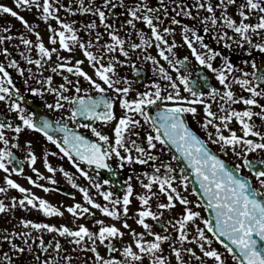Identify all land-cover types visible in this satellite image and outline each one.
<instances>
[{
  "label": "snow or ice",
  "instance_id": "obj_1",
  "mask_svg": "<svg viewBox=\"0 0 264 264\" xmlns=\"http://www.w3.org/2000/svg\"><path fill=\"white\" fill-rule=\"evenodd\" d=\"M14 3L16 8L38 10L40 18L45 22L56 21L57 26L48 24L47 30L50 33L51 44L58 43L59 49L47 47L40 38L39 32H35L37 37L35 42L24 34L18 37L0 35V55L6 58L4 62H0V103L4 105L8 113H15L19 121L16 123L10 118L0 120V142L3 145L0 147V170L6 174V185L23 194L19 200L13 197L11 205L0 201V213H6L18 205L22 208L31 206L32 209L42 211L46 216L63 215L60 208L10 178L12 173L23 174L24 172L23 161H19L13 152V149L21 148L18 137L25 130H34L42 133L48 142L56 146L61 158L66 157L72 162L77 172L90 182V188L95 189L96 194L102 197L105 203H98L90 194L89 187L77 184L72 173L62 166L57 169L49 163L48 156H56L57 153L45 150L43 163L48 173H55L57 170L63 173L72 188L78 189L82 194L86 205L99 210L106 217L122 221L123 227L129 229L132 241L117 248L112 240L123 238L125 233L115 224H107L99 219L94 220V223L99 226L97 232L91 231L84 224L78 225L76 229H70L66 225L57 227L22 219L20 223L25 228L55 232L61 237L72 238V242L76 245H84L82 250H90L94 253V264H143L146 257L150 259V264H170L169 257L163 254L162 245L165 242L169 244L176 264H192L193 259L199 264H207V258H211L213 264H227L223 254L213 247L214 242H219L226 249L235 264H264V245H259L254 238L255 234L264 241V193L260 191L264 189V158H259L257 164V158L250 156L252 153L264 152V131H261V127H264V104L259 103V99H264V71L260 70L255 59L245 61L246 64H250L253 71L237 69L228 56L205 43V38L198 34L194 27L182 24L176 18L181 14L193 17L204 25V32L215 31L219 26L221 30L216 33L218 43L223 42L225 48L238 47L242 50L247 45V52L251 55L256 49L264 52V0H243L238 5L237 0H193L191 8L196 9L195 15L186 4L182 5V0H170V3L175 5L173 11L176 15L170 18L168 26L163 27L164 18L169 17V4L166 0H158V7L150 6L148 0H135L131 5L126 4L125 0H119V7L124 9L123 14L128 17L120 23L119 28L109 22V15L118 7L113 0H102L100 4H97L96 0H72V3L67 5L62 0H14ZM73 4L76 6L73 7ZM229 6H236L239 21L227 12ZM61 10L68 14H90L96 17L99 24L94 19L81 25L90 37L93 32L95 33L94 41L91 38L86 42L83 41L79 35L80 29L75 26L76 22H69L62 18ZM201 10L208 15L201 17ZM217 10L220 12L219 16ZM0 12L15 17L30 32L35 31L34 26L30 25L13 7L0 4ZM253 15L256 17V22H248ZM137 22L145 24L150 30V35L137 30L139 42H133L131 39L126 41L120 35V31L128 27L135 29ZM171 25L180 26L182 39L192 56L199 65L206 67L215 75L223 88L222 91L215 86L208 92L195 90L189 75L181 73L178 80L174 79L157 56L147 52L148 48L155 46L158 56L171 68L180 72V67L185 65L188 57L176 58L174 52L176 42L173 39L169 43L167 39L175 32ZM100 26L104 28L103 34L110 37V41L104 44L99 43L103 35L97 31ZM228 30L232 35H229ZM3 31L10 32V28H5ZM130 35V32L125 31V36ZM15 39H19L20 44L24 46V50L20 51L19 55L37 69L33 72L29 67L27 72L29 78L35 79L39 87H26V90L42 100L45 94L54 95V103L45 100V107L50 111H67L69 115L66 118L62 116L61 119L53 121L40 117L37 122L35 113L25 106L26 97L14 83L8 70L9 68L17 69L23 75L25 69L15 58H12L9 48L3 46L5 42L10 43ZM197 44L199 50L196 47ZM77 46L83 51L84 57L100 82L82 69L83 61L76 60L74 64H71V56L60 55V49L72 53ZM14 47L19 49L20 45H14ZM33 47L39 52L38 58L35 59L28 54ZM93 48L96 49L95 52ZM137 50H140L139 54ZM117 52L125 59H119L115 55ZM53 55L57 58L55 65L51 63ZM132 55H137V60L141 63L151 61L153 74L157 76L156 80L144 85V91H137L135 98H129L130 93L134 91L133 81L127 77H121L116 71L118 65L130 63ZM217 57H220L222 61L220 67L213 65ZM46 65L52 73H60L64 83L54 86L53 76L43 75ZM132 67L136 69L135 64H132ZM64 69L73 74L76 79L72 80L67 75H63L61 70ZM236 72L240 74L236 75ZM80 78L87 82V87L81 84ZM24 85L28 86V79L24 81ZM235 85L240 86L241 90L246 91L248 95H237L233 90ZM181 86L189 95L181 94ZM92 90H95V96L88 94ZM82 91L84 94H80ZM106 92H111L113 95H104ZM117 101L119 107L124 110V114L119 119L114 112ZM213 103L216 104L217 111H212ZM239 103L245 105V108L237 110L233 107ZM197 105L203 106L205 116L200 126L205 131L207 140L199 137L187 122L186 114H191L194 118L197 115ZM151 106L156 108L154 116L147 110ZM253 107L260 110L254 112ZM137 117L142 118L144 125H148L151 129L145 133L146 147L137 142L140 134L134 129L143 126L141 119ZM254 117L260 118L261 125L255 123ZM80 119L99 121L105 125L116 120L113 128L114 142L110 140L109 135L102 134L91 123L80 124ZM67 120L77 121L76 128L90 129L91 134L103 144L88 139L75 128L69 127ZM234 120L240 126L241 134L239 135L236 129L230 126ZM210 127L214 131H209ZM9 131L15 135L9 137L7 134ZM225 131L228 135L224 134ZM56 133L63 134L62 140L55 135ZM133 136L137 139H132ZM157 143L160 145L161 154L165 148L169 151L174 148L179 156L171 155L170 161L162 160L160 155L153 152L157 148ZM210 144L219 145L221 152L231 150L241 164L234 163L230 168L224 159L210 150ZM21 150L26 152L25 158L30 164L35 165L38 158L32 149V142L27 141L26 146ZM121 151L125 155H122ZM133 151L136 153L135 156L132 154ZM113 156L119 157L122 162L127 161L129 165L133 163L148 165L149 161L155 162L150 165L151 173H141L147 182L140 176L137 177L145 191L137 194L136 197L141 205L135 214L136 223L146 230L144 232H137L128 223L130 197L134 192L130 183L131 177L129 182H126L125 190L121 195H116L111 190L110 180L104 179L102 182L99 180L100 169L111 170L107 161ZM171 161L176 163L173 164ZM185 161L187 166H182ZM82 163L88 168L95 166V175H90L86 168H82ZM121 166H124L123 163ZM242 168L249 169L252 176L238 175ZM32 172L37 176V180H33L31 176L26 178L45 192H50L51 189L39 181L49 180L52 184L57 183L51 175L45 177L35 167L32 168ZM192 173L195 174V181L199 183V189L202 191L198 192L195 186L191 187V191L206 199L205 206L213 210L214 220L204 218L199 211L193 210V202L180 190L187 192ZM252 178L258 181L259 188L251 183ZM105 186L109 187L105 188ZM154 187L157 191H153ZM7 190V187H0V193H5ZM161 195L166 196V202H161ZM72 196L74 198V193ZM153 199L157 201L155 210L151 205ZM177 203L183 206L178 217L174 220H162L164 212L174 210ZM88 206L77 202L68 206L67 212L75 218L83 217L85 214L94 217L95 213ZM195 206H200V202L197 201ZM147 218L162 225L163 232L153 231V224L146 222ZM198 220L203 227L197 224ZM189 225L194 230L193 235H190ZM169 227L177 232L176 237L169 233ZM146 236H151L152 239H146ZM16 237H20L28 246V251H32V245L28 243V240L36 238L27 231L7 233L0 236V241H6L10 245V251L22 253L25 249L14 242ZM97 240L101 244L107 241L106 247L109 252L107 258L97 251ZM87 242H91L90 249L87 247ZM192 242L198 245L202 256H197L193 248L185 247L186 243ZM39 243L43 252L53 247L51 241L45 245L42 237L39 238ZM61 250L62 245L56 241L53 247L56 256L46 259L44 264H60L61 260L65 264H72L70 256L60 255ZM112 253H120V255H111ZM185 255L188 259H185ZM35 259L38 260L39 257ZM0 264H14L12 256L7 252L0 253Z\"/></svg>",
  "mask_w": 264,
  "mask_h": 264
},
{
  "label": "flooded vegetation",
  "instance_id": "obj_2",
  "mask_svg": "<svg viewBox=\"0 0 264 264\" xmlns=\"http://www.w3.org/2000/svg\"><path fill=\"white\" fill-rule=\"evenodd\" d=\"M63 3L66 5L69 3H72V0H62ZM102 0H96L97 4H100ZM113 2L118 4V7L116 9L112 10V13L109 15V22L114 23L117 28H119L120 23L124 20H126L128 17L123 14L124 9L119 7V0H113ZM135 2V0H125V3L128 5H131ZM150 6L158 7L159 3L158 0H148ZM193 0H182V5L186 4L190 8V10L195 15L196 9L191 8ZM243 0H237V5L242 3ZM166 3L169 4V17L164 18L163 26H168L170 23V18L173 15H176V13L173 11V8L175 5H172L170 3V0H166ZM0 4H5L7 6L13 7L15 11H17L21 16L25 18V20L28 21L30 25L34 26L35 31L30 32L28 29H26L22 23L16 19L15 17H12L9 14H5L0 12V35L8 36H16L18 37L20 34H24L32 41H36L37 37L35 35V32L40 33V38L44 42V44L49 47H56L59 49V44L52 45L49 40V31L47 30V25L52 24L53 26L56 25L55 20H49L47 22L43 21L40 16L39 12L36 9L32 10H26L23 8H16L14 0H0ZM76 5L73 4V7ZM178 10V9H177ZM227 12L230 15H233L234 18L239 21L240 17L237 12L236 6H229L227 8ZM60 15L62 18H64L67 21H75V26L80 29L79 35L82 37L83 41H88L90 38L94 41V35L93 32L92 36L90 37L87 32H85L81 25L87 24L91 22L92 20L96 19V17L90 15V14H68L65 13L63 10H61ZM201 17L208 15L207 12L201 10L200 12ZM217 15H220L219 10H217ZM177 19L181 21L182 24H188L190 27H194L198 34L202 35L205 39L204 42L207 43L211 48L214 50L220 51L223 55H226L229 57L230 61L236 66L237 69H243L245 71L251 72L253 69L251 68L250 64H246L245 61H250L252 59H255L260 67V70L264 71V52H261L260 50L256 49L253 50L251 55L247 52V45L244 46V49H240L238 47L233 48H225L223 42H217V32L221 29L219 26H217L215 31L210 32H204L203 27L204 25L200 24L196 19L193 17L185 16V15H178L176 16ZM97 24H99L98 19H96ZM248 22L255 23L256 17L253 15ZM175 29V32L168 36L167 39L169 40V43L172 42L174 39L176 42V48L174 49V52L176 54L177 59H183L185 56L188 57V60L185 62V65L183 67H180V72L178 73L175 69L171 68L166 61H164L161 57L158 56V50L155 48V46H152L151 48L147 49V52L151 55L157 56V59L160 60V63L168 69L170 74L173 76L174 79L178 80L179 74H187L190 77V80L192 81V85L195 90L208 92L210 91L211 87L215 86L218 89L223 90L222 86L219 84L218 80L216 79L215 75L206 67L199 65L198 61L192 56L190 49H188L186 43L182 39L181 34V28L178 25H171ZM209 27H211L209 25ZM5 28H10V32H4L3 30ZM137 30H142L146 34L150 35V30L147 28V26L143 23L137 22L136 28L132 29L131 27H128L127 29H122L120 31V35L124 37L127 40L131 39L133 42H139V38L136 35ZM97 31L104 33L103 26H100ZM125 31H128L131 33L130 36H125ZM229 31V35H232L231 31ZM110 37L107 34L102 35V39L99 42L100 44H104L105 42H109ZM20 45L19 49L14 47V45ZM4 47H8L9 51L12 53V58H15L22 68L25 69L23 75L17 70L9 68L10 75L13 77L14 83L17 85V87L20 88V91L25 95L26 97V107H28L31 111L35 113V118L37 122L39 121L40 117H46L48 119H51L53 121L61 119V117H67L69 113L67 111L61 112L59 110H48L45 107L44 101L46 100L49 103H54L55 97L52 94H45L43 100L39 97L33 95L31 92L26 90V87H39V85L36 83L35 79L29 78V74L27 72V69L29 67L32 68L33 72H36V66L29 65L20 55L19 52L24 50V46L20 44L19 39H15L13 41L5 42L3 45ZM196 47L199 50V45L197 44ZM94 52L96 51L95 48L92 49ZM140 50H137V54H139ZM33 59L38 58L39 52L37 49L33 47L31 53H28ZM60 55L63 57H72L71 64H74L76 60L83 61L81 67L82 69L87 72L89 75H92L94 79H97L94 75V70L90 66L88 60L84 57L83 51L77 46L75 48V51L72 53L68 52L67 50L60 49ZM119 57V59L123 60L125 59L122 55H120L118 52L115 53ZM6 58L3 55H0V62H4ZM57 62V58L55 55L51 58L52 65H55ZM221 58L217 57L213 61L214 67H220L221 66ZM71 64L69 66H71ZM132 64L136 65V69L132 67ZM138 69V71H137ZM116 71L119 73L121 77H127L129 80L133 81V89L130 93L129 98H135L137 91H144V85L149 83L152 80H156L157 76L153 74L152 71V63L151 61L141 63L137 60V55L131 56V62L126 63L123 66H117ZM63 75H67L69 79L75 80L76 77L73 76V74L68 73L66 69L61 70ZM236 75H239V72L235 73ZM44 76L52 75L53 76V82L54 86H58L61 83H64L63 77L60 73H52L50 70H48V66L46 65V70L43 73ZM28 79V86L24 85V81ZM80 82L84 87H87V82L83 80V78H80ZM98 82H100L98 80ZM233 90L237 95H244L247 96L248 93L246 91H242L240 86L235 85L233 87ZM74 94V93H72ZM80 94H84L83 91ZM89 95H96L95 90H92L88 93ZM181 94L182 95H189L187 92L183 90V86H181ZM104 95L111 96L113 95L111 92H106ZM260 104H264V99H259ZM154 107L151 106L147 110L148 112L150 109ZM197 115L195 118L191 114L187 115V122L189 126L192 128L193 131L196 132V134L201 137L202 139L207 140V135L205 131L201 128L200 124L203 122L204 119V112H203V106L197 105ZM234 108L237 110H242L245 108V105L242 103L233 105ZM260 109L253 107L254 112H258ZM212 111H217L216 104L213 103L212 105ZM114 112L117 119H119L123 114L124 110L119 107V102L117 101L114 105ZM6 118H10L14 120L16 123H19V121L16 119L15 113H8L7 110L4 108V105L0 103V120H4ZM138 119H141V124L143 125L140 128L134 129V131L139 132V139L137 140L138 143H141L144 147H146V144H144V137L145 133L147 131H151L150 127L148 125H144L143 119L140 117H137ZM255 123L257 125H261V120L259 117H254ZM68 126L75 128L76 131L81 132L83 135L88 137L89 139L96 140L97 142H100L103 144L102 141H99L97 137H94L91 134L90 129H83V128H76L77 121H71L67 120ZM80 124L84 123H91L93 126L97 127L99 131H101L102 134H107L110 137V140L114 142V135H113V128L115 126L116 120L112 121L111 123L105 125L102 124L99 121H88V120H79ZM231 127L235 128L237 131V134L240 133V126L238 122L235 120L231 122ZM209 131H214L211 127L209 128ZM261 131H264V127H261ZM9 137H12L15 135L11 131L7 133ZM225 135H228V132H224ZM132 139H137V137L133 136ZM31 141L32 142V149L34 153L37 156V161L35 165L30 164V162L25 158L26 152L21 150L26 146V142ZM16 142V141H13ZM18 142L21 145L20 149H13L14 154L16 155L17 159L19 161H23V168L24 172L23 174H17L12 173L10 178L21 184V186L30 189V191L37 196L47 199L50 203L60 208V210L63 212L62 216L54 215V216H46L42 213V211H39L37 209H32L31 206L28 208H22L17 205V207L12 208L11 210L7 211L6 213H0V236H3L7 233L15 232H30L32 237H35L36 239L33 240L29 238L28 243L32 245V251H28V246L23 243L20 237H16L14 242L19 245L20 247H23L25 249L24 252L19 253L15 251H10V245L6 241H0V253L7 252L10 256H12L14 264H44V261L46 259H50L54 256H56V253L53 251V247L56 241H59V243L62 245V250L60 252L61 256H70L72 258V264H94V253H92L90 250H82L84 248V245H76L74 242H72V238L70 237H61L57 233L52 232L49 233L47 231H40L33 228H25L20 221L22 219H30L34 223H47L50 225H56L57 227L61 225H66L70 229H76L78 225L84 224L86 225L91 231L97 232L98 231V225L94 223V220H104L107 224H115L118 228L121 229L126 234H130L129 229L123 227L122 221H117L113 218L106 217L104 214H102L99 210L95 208H91V206H88L83 201L82 194L79 192L78 189L72 188L71 184L68 182V180L63 176V173H61L59 170H57L55 173H48L47 168L45 167L43 163V152L45 150L49 152H56V156H48V161L51 163L54 167L59 169L61 166L66 170L69 171L74 175V179L76 180L77 184L89 187L90 194L96 199L98 203L104 204L103 198L96 194V190L93 188H90V182L86 180L84 177H82L78 172L75 166L72 164L71 161H69L66 157L61 158V154L59 153L58 149L54 144L51 142H48L46 138L43 136L42 133L36 132L34 130H25L23 131L19 137ZM2 142H0V147H2ZM209 147L214 151L221 159H224L228 166L231 168L232 165L235 164H241V161L232 153L231 150L227 152H221L220 146L217 144H210ZM154 154L160 155L161 159L164 161H170L171 160V153L170 151L165 148L163 153L161 154V149L159 143H157V148L153 150ZM122 155H125L123 151H121ZM133 156L136 155V153L133 151ZM250 156L256 157V163H259V158H264V152H256L250 154ZM109 160L111 163L120 171L122 174L124 173L125 179L129 180V177L133 178L136 176H140L142 179L147 180L145 177L141 175L143 172H149L151 173L152 169L150 165L152 163H155L153 161H149L148 165H141L139 163H133L129 165L127 161H121L119 157H110ZM123 163V167L121 164ZM171 163L175 164L176 161H171ZM15 166V161H14ZM35 167L39 170V172L47 176H52V178L57 182L55 184H52L49 180H41L39 183L44 184L46 187L50 188V192H45L41 188L37 187L34 184H31L29 180L26 178L27 176H31L33 180H37V176L35 173L32 172V168ZM82 168H86L90 175H95V169L88 168L85 164H81ZM164 171L163 169L161 170ZM100 173V172H99ZM5 173L3 170H0V187H7L8 190L5 193H0V201H3L6 205L12 204V198L16 197L17 200L22 198L23 194L20 193L17 189H12L8 187L5 183ZM238 175H244L245 177H251L252 173L247 168H242L241 172L238 173ZM104 179H106L101 173L99 175V180L102 182ZM251 183L259 188L258 181L255 178L251 179ZM189 188L187 192H184L183 189H180L183 195L187 196V198L193 202V210L199 211L201 216L204 218H208V213L206 207L199 201V199L195 196V194L191 191V183L189 181ZM62 186V187H60ZM63 186L67 187L64 188ZM109 186H105V188H108ZM111 190L116 194V191L111 188ZM153 191H157V189L154 187ZM261 193H264V189H260ZM74 193V198L72 194ZM137 194L141 193H136ZM163 198L164 200H161ZM131 199V197H130ZM161 202H166V196L161 195L160 196ZM200 202V206H195L196 202ZM81 203L84 206L90 207V210L95 213V216H88L85 214L83 217L75 218L71 213L67 212V207L70 205H73L74 203ZM153 210H155V203L151 204ZM141 205H134L130 204L129 206V216H128V223L129 221L132 222L134 229L137 232H144L145 229L142 228L139 224L136 223V212L137 209L140 208ZM182 205L179 203L176 204V207L174 210H166L164 212V216L162 217V220L167 221L169 219L174 220L178 217V214L182 210ZM150 224H153V231L155 232H163V226L160 224L154 223L151 218H147V221ZM197 224L200 225V227H203V224L198 220ZM131 227V228H132ZM133 229V228H132ZM190 235L194 234V230L192 229V226L189 225ZM169 233L173 236H177V232L174 231L171 227L168 229ZM131 235V234H130ZM210 235V234H209ZM43 238L45 245L48 244L49 241L52 242L53 247H49L47 252H43L40 249V243L39 238ZM254 238L257 239L259 245H264V241H261L258 236L254 234ZM146 239H152L151 236H146ZM226 239V238H225ZM121 238H114L112 240V243L116 245L117 248H120L122 246L121 244ZM107 241L105 244H101L99 240H97V251L100 253L101 256H104L107 258L109 256L108 249L106 247ZM87 247L90 249L91 242H87ZM185 247H191L195 251L197 256H202V253L200 252V249L198 245L195 242L192 243H186ZM213 247L216 248L219 252L223 254V256L227 260V264H235V262L232 260L231 255L227 253L226 249L219 243L214 242ZM234 247V246H233ZM163 254L165 256H168L170 259V264H176L174 254L170 252L169 244L167 242L163 243ZM111 255L119 256L120 253H112ZM35 257H39V259H35ZM203 258V257H202ZM185 259H188V256L185 255ZM60 264H65L63 260L60 261ZM143 264H150V259L145 258L143 261ZM192 264H199L198 261L193 259ZM207 264H213V261L211 258H207Z\"/></svg>",
  "mask_w": 264,
  "mask_h": 264
},
{
  "label": "water",
  "instance_id": "obj_3",
  "mask_svg": "<svg viewBox=\"0 0 264 264\" xmlns=\"http://www.w3.org/2000/svg\"><path fill=\"white\" fill-rule=\"evenodd\" d=\"M155 112H156V108H155V106H154V107L151 109V111H149V114L154 116V115H155ZM83 120L86 121V119H83ZM38 122H39V121H38ZM55 135H56L58 138H60V139L62 140V136H63V134H61V133H56ZM210 150H211V149H210ZM170 151H171L174 155L179 156V154L176 153V151H175L174 148H172ZM211 151H212V150H211ZM212 152H213V151H212ZM182 159H183V158H181V160H182ZM107 162L110 164V168H111V170H109V169H100L99 171H100L105 177H107L108 180H110V182H111V186H112L114 189H116V190L118 191V193H123L124 190H125V187H126V182H125V177H124V175H122L121 173H119V172L117 171V169L115 168V166L112 165V164L110 163L109 160H108ZM182 166H187L186 161L183 162ZM92 167L95 168V166H92ZM189 171H190V169H189ZM190 181H191V183H192V186H195V187L197 188V191H198V192H201V191H202V190L199 189V183L195 181V174H194V173H192V175H191V177H190ZM60 187H62V186H60ZM64 188H66V187H64ZM197 196H198L199 199L202 201V203H203L204 205H206V199H205V198H202V196H200V195H197ZM206 208H207V207H206ZM207 212H208V216H209V218H212V219L214 220V212H213V210L207 208Z\"/></svg>",
  "mask_w": 264,
  "mask_h": 264
},
{
  "label": "rangeland",
  "instance_id": "obj_4",
  "mask_svg": "<svg viewBox=\"0 0 264 264\" xmlns=\"http://www.w3.org/2000/svg\"><path fill=\"white\" fill-rule=\"evenodd\" d=\"M242 1V0H241ZM137 177L138 176H136V178L135 177H133V178H131V180H130V183L132 184V186H133V189H134V192H133V195L131 196V203L130 204H134V205H140V203H139V201H138V199L136 198V193H143L145 190L142 188V186L140 185V183H139V181L137 180ZM141 178V177H140ZM142 179V178H141ZM145 182H147V180H145V179H143ZM128 182H129V180H128ZM161 200H164L163 198H161ZM153 203H157V201L155 200V199H153L152 201H151V204H153ZM129 225H131V227L133 226V224H132V222L131 221H129ZM133 229H134V227H132ZM132 241V236L130 235V234H126L125 233V235H124V237L123 238H121V244L122 245H124V244H127V243H129V242H131Z\"/></svg>",
  "mask_w": 264,
  "mask_h": 264
}]
</instances>
